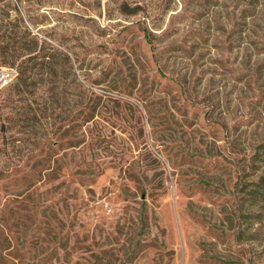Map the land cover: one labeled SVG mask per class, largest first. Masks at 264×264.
Returning a JSON list of instances; mask_svg holds the SVG:
<instances>
[{
  "label": "rangeland",
  "instance_id": "rangeland-1",
  "mask_svg": "<svg viewBox=\"0 0 264 264\" xmlns=\"http://www.w3.org/2000/svg\"><path fill=\"white\" fill-rule=\"evenodd\" d=\"M2 3L0 70L18 74L0 86V264H264V227L238 238L264 0ZM30 34L73 68L17 93L7 44Z\"/></svg>",
  "mask_w": 264,
  "mask_h": 264
},
{
  "label": "trees",
  "instance_id": "trees-1",
  "mask_svg": "<svg viewBox=\"0 0 264 264\" xmlns=\"http://www.w3.org/2000/svg\"><path fill=\"white\" fill-rule=\"evenodd\" d=\"M2 1L0 0V16H3L4 10ZM144 37L154 48L150 32H145ZM7 48L6 54L19 68V80L15 87L17 93L23 92L37 79L42 80L49 77V80L53 81L60 73H68L73 68L70 53L60 45L53 43L48 37L20 36L17 40L8 41ZM177 49L179 48L175 45L163 48L164 51ZM86 109L84 110L86 119H93L96 114L95 105L92 104ZM249 163L251 171L247 175L250 178L243 182L241 188L243 199L248 201L246 217L249 223L245 230L238 233V238L244 239L243 235L246 233V240L256 241L263 234L262 228L264 227V140L255 146L249 156Z\"/></svg>",
  "mask_w": 264,
  "mask_h": 264
},
{
  "label": "built area",
  "instance_id": "built-area-1",
  "mask_svg": "<svg viewBox=\"0 0 264 264\" xmlns=\"http://www.w3.org/2000/svg\"><path fill=\"white\" fill-rule=\"evenodd\" d=\"M18 74L17 69L0 70V86L9 84Z\"/></svg>",
  "mask_w": 264,
  "mask_h": 264
}]
</instances>
